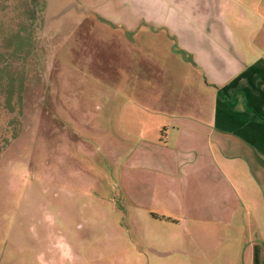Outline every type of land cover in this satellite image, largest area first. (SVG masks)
<instances>
[{
  "label": "rangeland",
  "instance_id": "1",
  "mask_svg": "<svg viewBox=\"0 0 264 264\" xmlns=\"http://www.w3.org/2000/svg\"><path fill=\"white\" fill-rule=\"evenodd\" d=\"M173 4L239 26L245 57L264 46V0H0V81L18 92L0 97V264H252L253 242L264 264L262 189L228 225L148 212V181L161 178L135 160L153 138L145 119L161 113L143 106L163 101L164 70L189 63L165 36Z\"/></svg>",
  "mask_w": 264,
  "mask_h": 264
},
{
  "label": "crops",
  "instance_id": "2",
  "mask_svg": "<svg viewBox=\"0 0 264 264\" xmlns=\"http://www.w3.org/2000/svg\"><path fill=\"white\" fill-rule=\"evenodd\" d=\"M175 6L165 10L163 26L176 53H184L189 62L187 71L171 66L164 70L163 101L143 106L161 114L145 119L153 138L149 149H138L137 154L147 157L135 160V166L161 175L148 181L151 220L181 228L192 218L228 225L249 218L253 191L264 190V46L254 41L255 54L245 57L239 26L232 28L221 17L220 22L210 21V16L190 19ZM160 17L153 13L146 19L155 24L161 23ZM184 73L192 77L187 86L175 77ZM205 192L213 195L211 206ZM193 194L204 213L199 217L188 207L194 205ZM135 195L138 201L140 189ZM184 235L182 231L179 236ZM250 244V260L255 244L262 259V245ZM235 250V245L227 249Z\"/></svg>",
  "mask_w": 264,
  "mask_h": 264
},
{
  "label": "trees",
  "instance_id": "3",
  "mask_svg": "<svg viewBox=\"0 0 264 264\" xmlns=\"http://www.w3.org/2000/svg\"><path fill=\"white\" fill-rule=\"evenodd\" d=\"M3 67L4 66H1L2 70H4ZM4 71L2 73H4ZM3 78H4V76L1 77V81H0V95H1L0 97H2L3 99L5 98V100H7L9 98V95H7V92H8V94H10V97H12L13 93L17 97L18 92H15L14 90L9 91L8 89H7L8 91L4 90V89H6V88H4L6 81L3 80ZM7 96H8V98H7ZM260 259H261V257H260V246L258 244H255L254 250H253V261H252V264H260Z\"/></svg>",
  "mask_w": 264,
  "mask_h": 264
}]
</instances>
